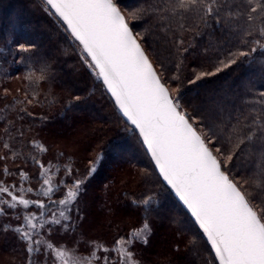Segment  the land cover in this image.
Returning a JSON list of instances; mask_svg holds the SVG:
<instances>
[{"label": "snow or ice", "instance_id": "obj_1", "mask_svg": "<svg viewBox=\"0 0 264 264\" xmlns=\"http://www.w3.org/2000/svg\"><path fill=\"white\" fill-rule=\"evenodd\" d=\"M44 2L77 43L83 64L95 74L115 108L138 132L154 170L190 214L197 233L206 238L204 242L213 254L214 264H264V110L226 105L218 106L215 114L207 117L200 112L193 114L186 108L180 89L168 86L179 77L165 74L164 63L153 53L145 34L134 32L117 0ZM140 12L139 16L135 12L130 15L137 20L155 21L156 30L163 32L164 38L175 37L171 43L181 63L187 58L185 53H192L189 47H182L184 41L175 36L177 30H195L202 35L212 29L211 34L220 32V39L225 42H238L224 60L218 61L215 71L198 73L190 84L214 76L258 50L264 51V0H150ZM174 22L178 25L176 30L172 28ZM34 48L35 45L19 44L14 50L18 54L15 63L25 65L23 78L31 88L24 92L23 100H5L6 110L18 107L19 113L33 115L28 112V105L38 102L36 87L50 73V66L37 69L30 63L31 57L26 54ZM175 68L179 69L180 64ZM10 94L4 88L0 99ZM259 95L264 97V91ZM257 103L264 105V99ZM17 118L23 120L24 115ZM15 124V120L3 122L0 141L7 152L0 156L2 161L9 154L15 156L8 141L23 140L25 136ZM32 145L39 153L48 151L35 141ZM31 161L39 170L37 182L42 180L45 186L37 195L46 197L48 203L25 199L23 194L18 196L14 194L15 185L5 186L0 181V217L19 220L23 214L21 206L27 211L22 226L4 224L0 231H11L21 239L28 264H40L34 256L41 257L43 264H48L49 257L52 264H139L132 249L136 243H148L151 226L146 217L138 229L117 238L111 247L90 241L91 252L86 258L52 243V233L75 230L72 214L79 212L75 201L82 181H69L72 170L64 169L65 177L54 187L51 162L46 166L35 155ZM90 171L95 172V168ZM18 174L23 181L29 179L23 170ZM3 175L12 173L5 167ZM64 189H68L66 196ZM26 191L31 193L33 189ZM20 192H25L22 186ZM57 193L63 198L54 200ZM5 195L9 199H4ZM153 202L154 196L149 194L136 203L150 212ZM57 206L58 213L52 211ZM30 208L37 211H28ZM49 214L51 219L47 218Z\"/></svg>", "mask_w": 264, "mask_h": 264}, {"label": "trees", "instance_id": "obj_2", "mask_svg": "<svg viewBox=\"0 0 264 264\" xmlns=\"http://www.w3.org/2000/svg\"><path fill=\"white\" fill-rule=\"evenodd\" d=\"M149 2L150 0H117L118 6L134 32L145 34L153 53L164 63L167 70L165 74H175L179 77L168 86L170 89L177 87L180 89V95L189 112L193 114L200 112L207 117L215 114L218 106L226 105L264 110V105L257 103L264 99L259 95L261 91H264V51L258 50L251 57L241 58L236 64L223 68L216 75L206 76L190 84L189 81L198 73L215 71L218 61L224 60L228 51L234 50L238 42L227 43L220 39V32L211 34L212 29L206 30L202 35H197L195 30L183 33L177 30L175 36L183 39L182 47H189L192 53V55L185 53L187 58L181 63L176 58V51L171 43L174 36L164 38V33L156 30L155 21H147L146 18L137 20L130 15L132 12H135L137 16L141 15L140 10L147 7ZM172 28L174 30L178 28L176 22L172 24ZM65 29L62 21L48 11V6L43 0H0V77L7 82L12 79L4 77L19 76V81H16L19 85L16 86L15 95L0 99V135H3V122L11 120L16 121V128L25 132L23 140L8 141L14 148L15 156L6 163L0 161V171L4 172V168L7 167L12 175L1 177V181L9 180L11 185L28 186L33 191L25 194V199H42L46 203H48L46 197L37 195L38 190L45 186L40 180L41 186L36 187L39 171L31 161L33 155L42 159V153H39L32 145V141L39 143V133H48L49 127L57 123L59 124L55 126L59 127L58 131L63 132L62 129L65 128L63 122H70L75 117L101 125L122 122L112 99L104 93L95 74L83 64L77 43L68 36ZM19 44L35 45V48L26 54L31 57L30 63L35 68L39 69L41 65L50 66L49 78L41 81L36 87L38 102L28 105V112L33 115L19 113L18 107L5 109V100L10 102L13 97L23 100L24 92L31 88L29 82L23 78L26 71L25 65L15 63L18 54L14 50ZM153 63L155 64L156 61L153 60ZM178 63L180 68L176 69L175 65ZM17 91H21V94L17 95ZM2 95L0 93V97ZM77 96L80 97L78 101L75 99ZM18 115H24V119H18ZM110 131L112 130L104 131V133L101 131L102 133L100 132L97 137L99 142L97 145L106 143L99 150L97 156L99 160L93 161L95 172L80 179L83 192L75 201L79 212L78 215L72 214L75 230L54 232L49 237L51 242L70 247V240L75 241L73 235L79 232L86 217V209L97 208L110 214L101 234L93 238L98 244L112 246L111 244H114L117 238L127 237L133 229H138L146 217L151 226L148 243L146 245L136 243L132 249L139 262L214 264L213 254L208 251L202 234L197 233L187 212L161 182L143 148L134 154L125 151L121 160L116 161L117 152L123 151L125 146L129 149L126 144L128 140L118 136V128L113 136L114 139L110 137ZM2 144L3 141H0V151L4 155L7 150L3 149ZM106 163H108L106 170L101 172V168ZM125 167L131 168L133 173L139 175V179L129 181L130 183L124 181L118 183L117 177L111 173L113 170H123ZM21 170L27 173L29 177L27 181H23L19 176L18 173ZM78 171L83 172V168L79 167ZM89 188L94 191L87 198L86 193ZM67 191H64L63 196H66ZM149 194L154 196V202L151 206L152 210L145 212L143 206L136 202ZM58 198L53 197L54 200ZM59 210L60 206L52 209L57 213ZM28 211L37 210L30 208ZM23 214L19 220L12 216L0 217V225L22 226ZM47 218L51 219V215L49 214ZM79 233L83 235V232ZM19 246L22 247V257L16 258L22 259L18 264H28L25 245L21 239L11 231H0V251L18 252L15 250ZM79 246L80 249H84L82 244ZM177 247L179 251L176 250ZM33 258L43 264L41 257ZM48 264H52L51 257Z\"/></svg>", "mask_w": 264, "mask_h": 264}, {"label": "rangeland", "instance_id": "obj_3", "mask_svg": "<svg viewBox=\"0 0 264 264\" xmlns=\"http://www.w3.org/2000/svg\"><path fill=\"white\" fill-rule=\"evenodd\" d=\"M16 81H19V80L12 79L6 82L2 80L0 77V93L3 94V89L7 88L10 90V93H11L10 95L12 94L15 95L14 93L17 88L16 86L19 85V83ZM18 93L21 94V91L16 92L17 95ZM63 123L65 125L64 126L65 128L62 129L63 132L58 131L59 127L55 126L59 124L57 123L49 127L48 133L46 134L39 133L38 135L39 136L38 144L43 145L46 149H48L46 153H42L41 161L45 162L46 166L48 165L49 162H51L52 167H51L50 174L52 176L54 187L56 186L57 181L65 177L66 173L64 172V169L72 170L73 175L68 178L69 181L73 179L80 180L83 176L87 174L89 176L92 173V171L90 170L94 168V164L99 158L97 157L99 154V150L101 149L102 146H104V143H106L104 142V143H101L100 145H97L99 144L97 137H99V133L101 131H103L104 133V131L112 130L109 132V135L110 137L112 136L113 138V136L115 135V131L117 132V128H118V132H119L118 136L124 137V139L126 138L128 140L126 144L127 146H129V149H127V147L125 146L126 148L124 147L125 149L123 148V151L117 152V155L115 156L116 161L121 160V157L122 155H124L123 153H125V151H128L129 154H134L136 151L138 152L141 148H143L144 150L142 141L140 140L136 131L131 126H129L127 123H125L123 119H122V122L117 121L115 122L114 125H105V124L101 125L96 122L87 121V119H84L81 117H75L74 119H71L70 122L66 121ZM1 152L2 151H0V156H3ZM12 156H13L12 154H9L7 160H10ZM7 160L6 161L0 160V161L6 163ZM93 161L95 162L93 163ZM107 166H108V163L104 164L103 167L101 168V172L105 171ZM79 167L83 168V172L78 171ZM57 168H59V171H57ZM38 171H37V174H38ZM2 172L3 171H0V181H1V177L5 176L2 174ZM111 174H114L115 177H117L118 183L119 182L121 183L123 181L128 183L129 181L132 182L134 180L139 179V175H137L136 173H133L131 171V168L129 167H125L123 170H113V173ZM2 182L5 186H12L9 183V180H5ZM35 185L36 187H38L39 185L41 186V181L37 182ZM42 185H43V182H42ZM21 186L22 184L19 186H16L14 194L18 196L23 194L24 198H26L25 194H29L26 191V189H28V186H22L23 189H25L24 193L20 192ZM65 190H68V189H64V191ZM93 191L94 190L91 188L88 189V192L86 193L87 198L90 197ZM81 192L83 191H80V193ZM54 197L58 198V197H61V195L60 193H57V195ZM3 198L9 199L6 195ZM87 198L85 196V199ZM86 210H87L86 217L84 221L82 222L81 227L79 228V232H83V235L80 234L79 232L74 234L73 238L75 239V241L70 240V243H69L70 247L60 245L62 247H66L69 250H74L75 253L81 258H86L89 256L88 254V252L90 253L89 242L96 240L93 238L95 236H98V234H101L102 229L105 228V222L110 217V214L104 213L98 210L97 208L96 209L88 208ZM21 211L22 213H24L23 215L27 214L22 208H21ZM117 215L118 217L121 216L120 213H118ZM81 244L84 246V249L82 248L80 249L79 245ZM21 248L22 247L19 246V248L15 250L18 252H13V250L0 251V264L20 263L22 258L18 259L16 257H19V258L22 257ZM19 254H21V256H19ZM134 258L137 260L136 256ZM137 261L139 262V260ZM94 262L95 261H93V264ZM139 264H147V263H143L142 261H140Z\"/></svg>", "mask_w": 264, "mask_h": 264}, {"label": "water", "instance_id": "obj_4", "mask_svg": "<svg viewBox=\"0 0 264 264\" xmlns=\"http://www.w3.org/2000/svg\"><path fill=\"white\" fill-rule=\"evenodd\" d=\"M44 1V0H43ZM66 27V26H65ZM109 97H110V95H109ZM111 98V97H110ZM113 101V100H112ZM113 103H114V101H113ZM118 110V109H117ZM119 112V111H118ZM120 114V113H119ZM120 116H121V118L124 120V122L125 123H127L129 126H131L133 129H134V126H132L130 123H128L127 121H126V119L125 118H123L122 117V115L120 114ZM135 130V129H134ZM136 131V130H135ZM136 133L138 134V132L136 131ZM139 136V135H138ZM144 147V146H143ZM144 150H145V152H146V149L144 148ZM146 154H147V152H146ZM147 156H148V158L150 159V157H149V155L147 154ZM151 161V160H150ZM152 163V162H151ZM153 165V164H152ZM153 167H154V165H153ZM156 173H157V175H158V177H159V174H158V172L156 171ZM160 178V177H159ZM160 180H161V182H162V178H160ZM163 183V182H162ZM169 191H170V193H171V195L173 196V198L183 207V205H182V203L181 202H179V200H178V198L174 195V193L170 190V189H168ZM183 209L187 212V210L183 207ZM188 215H189V217H190V219L192 220V218H191V216H190V214L189 213H187ZM193 221V220H192ZM206 238H204V240H205Z\"/></svg>", "mask_w": 264, "mask_h": 264}]
</instances>
